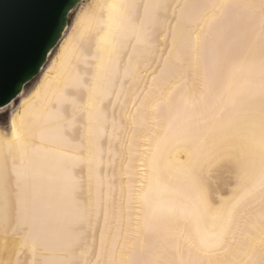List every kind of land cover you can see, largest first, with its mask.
Returning <instances> with one entry per match:
<instances>
[{"label":"snow or ice","instance_id":"obj_1","mask_svg":"<svg viewBox=\"0 0 264 264\" xmlns=\"http://www.w3.org/2000/svg\"><path fill=\"white\" fill-rule=\"evenodd\" d=\"M49 7L0 73V264H264V0Z\"/></svg>","mask_w":264,"mask_h":264},{"label":"water","instance_id":"obj_2","mask_svg":"<svg viewBox=\"0 0 264 264\" xmlns=\"http://www.w3.org/2000/svg\"><path fill=\"white\" fill-rule=\"evenodd\" d=\"M81 1L55 0V3H73L76 7ZM51 3L53 0H0V73L7 80L18 78L24 68L30 71L35 67L30 51L37 32L53 12L49 7ZM63 34L64 32L61 33V38ZM47 59L46 57L45 63ZM44 65L39 66L32 79L40 73Z\"/></svg>","mask_w":264,"mask_h":264},{"label":"bare ground","instance_id":"obj_3","mask_svg":"<svg viewBox=\"0 0 264 264\" xmlns=\"http://www.w3.org/2000/svg\"><path fill=\"white\" fill-rule=\"evenodd\" d=\"M84 0H82L78 5H81L83 3ZM93 0H91L89 3H92ZM88 3V4H89ZM88 4L84 5L82 8L86 7ZM81 8V9H82ZM70 30L66 27L65 31H64V34L61 38V41L60 43L63 42V39L66 37V34L69 32ZM47 63V62H46ZM155 67V66H154ZM45 71V65L43 66V68L41 69L40 73L38 74V76L36 77V79L33 81V83L40 78V74L43 73ZM146 83L150 84L151 83V80H150V77L146 78ZM141 88H144L145 85L144 84H141L140 85ZM23 95V90L22 92L20 93L19 96H22ZM18 96V97H19ZM129 104H130V100H129ZM186 150H187V144L184 142V140L180 137H176V138H173L169 141V143L167 144V151L170 155V157L173 159V160H176V161H179L181 159H184L186 158L185 157V153H186ZM231 187L232 185H227V186H222V189H221V194L222 195H229L231 194Z\"/></svg>","mask_w":264,"mask_h":264},{"label":"rangeland","instance_id":"obj_4","mask_svg":"<svg viewBox=\"0 0 264 264\" xmlns=\"http://www.w3.org/2000/svg\"><path fill=\"white\" fill-rule=\"evenodd\" d=\"M91 0H84L83 3L81 5H79L78 7L76 6V10H80L84 5L88 4ZM69 18H71V13L69 15ZM38 76V75H37ZM36 76V77H37ZM36 77L34 79H32V81H34L36 79Z\"/></svg>","mask_w":264,"mask_h":264}]
</instances>
